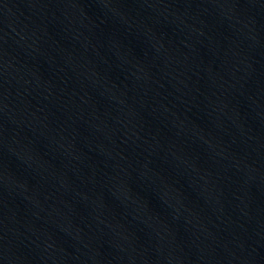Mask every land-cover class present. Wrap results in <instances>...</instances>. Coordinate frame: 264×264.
I'll return each mask as SVG.
<instances>
[{
    "label": "water",
    "instance_id": "95a60500",
    "mask_svg": "<svg viewBox=\"0 0 264 264\" xmlns=\"http://www.w3.org/2000/svg\"><path fill=\"white\" fill-rule=\"evenodd\" d=\"M231 165L235 264H264V0H237Z\"/></svg>",
    "mask_w": 264,
    "mask_h": 264
}]
</instances>
